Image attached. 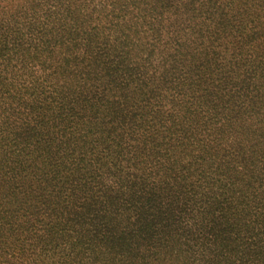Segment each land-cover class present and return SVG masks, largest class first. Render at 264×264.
Returning <instances> with one entry per match:
<instances>
[{
    "label": "trees",
    "instance_id": "16d2710c",
    "mask_svg": "<svg viewBox=\"0 0 264 264\" xmlns=\"http://www.w3.org/2000/svg\"><path fill=\"white\" fill-rule=\"evenodd\" d=\"M0 264H264V0H0Z\"/></svg>",
    "mask_w": 264,
    "mask_h": 264
}]
</instances>
